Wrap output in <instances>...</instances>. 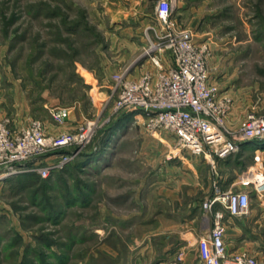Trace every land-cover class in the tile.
I'll use <instances>...</instances> for the list:
<instances>
[{"label": "rangeland", "instance_id": "1", "mask_svg": "<svg viewBox=\"0 0 264 264\" xmlns=\"http://www.w3.org/2000/svg\"><path fill=\"white\" fill-rule=\"evenodd\" d=\"M155 6L0 0V118L17 129L35 118L54 135L88 120L102 126L90 143L96 156L79 154L44 180L31 171L0 179V264H195L194 239L170 243L206 227L202 204L215 187L248 191L245 216L216 207L227 243L237 232L264 256V138L241 141L225 158L193 155L135 110L114 107L113 74L148 70L145 50L166 27ZM187 6L184 18L171 15L174 27L207 42L210 79L230 103L225 126L238 133L247 112L264 114V0Z\"/></svg>", "mask_w": 264, "mask_h": 264}, {"label": "built area", "instance_id": "2", "mask_svg": "<svg viewBox=\"0 0 264 264\" xmlns=\"http://www.w3.org/2000/svg\"><path fill=\"white\" fill-rule=\"evenodd\" d=\"M172 6L173 0H156L155 12L166 27L145 50L154 68L133 78L127 75V68L113 74L114 107L127 112L135 110L155 129L169 131L178 151L225 158L237 151L241 141L264 138V114L247 112L238 133L226 128L230 103L228 98L220 96L207 71L208 44L196 41L190 31L174 27ZM163 51H168L172 58L167 67L162 66L159 57ZM51 114L55 121L62 120L61 112L51 109ZM101 127L96 120H88L70 133L54 135L47 131L46 124L35 118L18 129L0 118V179L27 171L36 172L42 178L51 175L92 147ZM247 174L258 178L260 183L263 181L262 176H255L254 169ZM219 204L229 216H245L249 207L248 191H224L215 187L204 200L202 212L208 223L207 232L196 241L198 264H264V257L259 258L247 249L227 252L224 213L215 207Z\"/></svg>", "mask_w": 264, "mask_h": 264}, {"label": "crops", "instance_id": "3", "mask_svg": "<svg viewBox=\"0 0 264 264\" xmlns=\"http://www.w3.org/2000/svg\"><path fill=\"white\" fill-rule=\"evenodd\" d=\"M192 2V0H174V14L172 13L173 18L177 21L178 18H184L183 16H185L186 14V10L188 8V3ZM195 36V35H194ZM194 39L196 41H202V39L199 38V36H195ZM159 57L161 59L162 62V66L163 67H167L172 63V58L170 57V54L168 51H163V53H159ZM147 63L149 62V59L146 61ZM153 65L149 62V68L148 69H153ZM13 127L11 126L13 129H17L16 123L14 124ZM216 207V206H215ZM201 219L202 221L204 220V215L201 214ZM185 220H188V218H186ZM228 221V220H226ZM230 221V219H229ZM187 222H185L186 225ZM203 226V225H202ZM237 227V226H234ZM203 229L200 228V234L197 236H194V233L191 232L190 230H186V232L184 231V233L182 232L181 236L179 235L177 237V241H174L172 243H170L173 247H178V245L180 246V244H184L185 242L187 243H191V241L194 239L195 242L197 241V239L199 238L200 235L205 234L207 232V228L206 227H202ZM228 229V228H227ZM228 230L225 233L224 236V243H226V249L227 252L231 254V252L237 251V250H243V249H247L248 251H250L251 253H254L257 257L262 258L264 256H262L263 254L261 253V251L257 252V249L259 248L258 244L254 241V244H250V247H246L244 244H242V239L241 237H239V233L235 232L231 238V240L235 241L234 243H227V240L229 238V234H228ZM197 245V244H196ZM172 247V248H173ZM197 260V258H196ZM184 264H192V262H189V260L184 261ZM195 264H198V260L196 261Z\"/></svg>", "mask_w": 264, "mask_h": 264}, {"label": "trees", "instance_id": "4", "mask_svg": "<svg viewBox=\"0 0 264 264\" xmlns=\"http://www.w3.org/2000/svg\"><path fill=\"white\" fill-rule=\"evenodd\" d=\"M253 141V140H252ZM254 141H257V140H254ZM97 151H98V149H96V150H92V148L90 147H88V150H86V151H82L81 153H80V156H83L84 158H89V156H96L95 155V153H97ZM218 159V158H217ZM27 173H29V172H27ZM33 174V175H32ZM37 173L36 172H33V171H31L30 173H29V175H32V176H36V177H38L37 175H36ZM20 176V175H24L25 176V173L24 174H21V173H18L17 174V176ZM48 177H43L42 178V180H44V179H47ZM38 179V178H37Z\"/></svg>", "mask_w": 264, "mask_h": 264}, {"label": "bare ground", "instance_id": "5", "mask_svg": "<svg viewBox=\"0 0 264 264\" xmlns=\"http://www.w3.org/2000/svg\"><path fill=\"white\" fill-rule=\"evenodd\" d=\"M134 113L139 115V112H137V111H135ZM139 116H140V115H139ZM139 116H138V118H140Z\"/></svg>", "mask_w": 264, "mask_h": 264}]
</instances>
